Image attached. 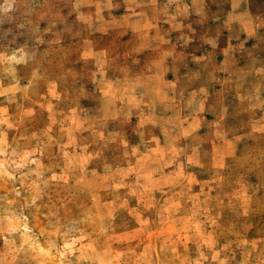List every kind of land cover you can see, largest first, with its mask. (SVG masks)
Instances as JSON below:
<instances>
[{
    "label": "rangeland",
    "instance_id": "rangeland-1",
    "mask_svg": "<svg viewBox=\"0 0 264 264\" xmlns=\"http://www.w3.org/2000/svg\"><path fill=\"white\" fill-rule=\"evenodd\" d=\"M0 264H264V0H0Z\"/></svg>",
    "mask_w": 264,
    "mask_h": 264
}]
</instances>
